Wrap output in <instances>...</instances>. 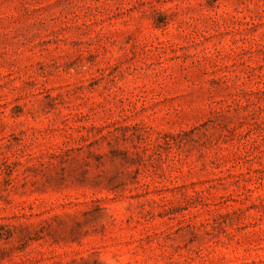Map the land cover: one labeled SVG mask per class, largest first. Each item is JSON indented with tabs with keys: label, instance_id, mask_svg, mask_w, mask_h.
<instances>
[{
	"label": "rangeland",
	"instance_id": "1",
	"mask_svg": "<svg viewBox=\"0 0 264 264\" xmlns=\"http://www.w3.org/2000/svg\"><path fill=\"white\" fill-rule=\"evenodd\" d=\"M0 264H264V0H0Z\"/></svg>",
	"mask_w": 264,
	"mask_h": 264
}]
</instances>
